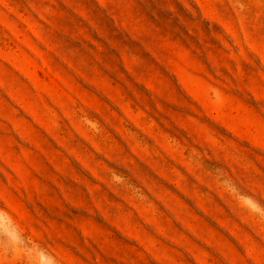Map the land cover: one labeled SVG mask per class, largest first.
Wrapping results in <instances>:
<instances>
[{"label":"rangeland","instance_id":"1","mask_svg":"<svg viewBox=\"0 0 264 264\" xmlns=\"http://www.w3.org/2000/svg\"><path fill=\"white\" fill-rule=\"evenodd\" d=\"M264 264V0H0V264Z\"/></svg>","mask_w":264,"mask_h":264},{"label":"clouds","instance_id":"2","mask_svg":"<svg viewBox=\"0 0 264 264\" xmlns=\"http://www.w3.org/2000/svg\"><path fill=\"white\" fill-rule=\"evenodd\" d=\"M53 264H55V259L53 258Z\"/></svg>","mask_w":264,"mask_h":264}]
</instances>
